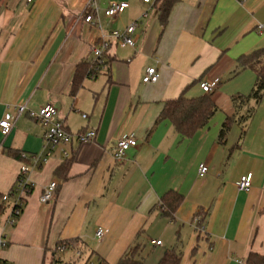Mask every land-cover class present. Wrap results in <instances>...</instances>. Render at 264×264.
<instances>
[{
	"label": "crops",
	"instance_id": "0c3cea01",
	"mask_svg": "<svg viewBox=\"0 0 264 264\" xmlns=\"http://www.w3.org/2000/svg\"><path fill=\"white\" fill-rule=\"evenodd\" d=\"M91 1L100 27L85 21ZM112 2L126 4L116 18L104 13ZM159 13L157 0H0V120L16 114L19 103L32 110L52 103L67 130L97 132L92 142L55 147L31 168L30 190L13 225L8 217L15 202H5L2 264H84L90 255L89 264H117L133 246L142 264H159L175 245L183 252L180 264L264 256V96L259 103L250 97L257 75L238 67L241 56L264 47L258 28L264 0H178L166 25ZM135 21L136 45L112 41L109 65L73 92L77 65L92 59L89 46ZM149 66L158 69L155 83L143 82ZM216 80L211 93L200 86ZM187 87V97L208 95L217 106L209 125L188 138L159 120L165 102ZM229 117L235 121L221 142ZM45 131L22 114L9 135L0 132V192L15 188L21 165L31 163L21 154L43 151ZM126 135L138 144L118 161L113 150ZM201 164L208 167L204 176ZM248 173L252 187L241 191L236 183ZM52 181L55 197L41 203ZM171 190L183 195L173 219L159 209ZM197 217L205 232L196 229ZM70 239H78L76 249L58 250Z\"/></svg>",
	"mask_w": 264,
	"mask_h": 264
},
{
	"label": "built area",
	"instance_id": "2783aa9c",
	"mask_svg": "<svg viewBox=\"0 0 264 264\" xmlns=\"http://www.w3.org/2000/svg\"><path fill=\"white\" fill-rule=\"evenodd\" d=\"M37 0H27L28 3H34ZM242 1V0H239ZM144 2H152V0H144ZM89 10L86 13L85 21L95 26L100 27L98 7L94 1L89 2ZM126 10V4L112 2L109 4L104 13L106 16L111 18H116ZM139 25V21H135L128 25L123 30H113L109 35H101V37L94 43L89 46V52L92 56V59L99 60L102 58L105 52H107L111 46L112 41H118L122 44H126L134 47L135 44V32ZM259 30L264 29V25L260 24L258 26ZM92 78L95 75H91ZM159 80V72L156 66H149L146 68L145 74L143 76V82L145 83H155ZM218 80L214 82L203 81L200 83L201 88L204 92L211 93L213 88L217 85ZM16 114L6 113L4 117L0 120V132L7 136L11 133L16 123L18 117L22 114H27L30 118L36 119L42 124H44L46 131L44 136V147L43 151L39 153H23L21 154L22 158H29L31 163H23L20 167V173L17 179V184L9 193L3 195V202H7L12 197L14 199V206L11 211L10 216L8 217L9 224H15L18 216L21 213V208L23 206V200L27 192L30 190V180L29 174L31 168L41 166L51 155L53 149L59 145H71L74 141L81 144L92 142L96 139L97 132L94 129L79 131L73 133L65 127L63 121L59 118V112L57 107L52 103H47L41 106L37 110L29 109L26 103H19L16 106ZM84 118H87V114H82ZM138 142L134 136H124L117 141V144L113 150V156L116 160L122 161L126 155L127 151L131 147L137 146ZM65 156H69V152L65 151ZM208 172V167L205 164H201L199 167V175L204 176ZM237 187L241 191H249L252 187V174L248 173L241 177V179L236 183ZM58 184L56 181L50 182L43 189V192L40 196L41 203L51 202L57 191ZM200 217L195 219L197 230L205 232V228L202 225H198ZM105 235V231L102 227H99L96 231V236L100 239ZM154 244L161 245V240H154ZM7 240L5 237L0 236V254L2 250L6 247ZM68 247L61 245L58 247V250L65 251ZM0 264L1 261H0ZM238 264H245L243 260H239Z\"/></svg>",
	"mask_w": 264,
	"mask_h": 264
},
{
	"label": "trees",
	"instance_id": "16d2710c",
	"mask_svg": "<svg viewBox=\"0 0 264 264\" xmlns=\"http://www.w3.org/2000/svg\"><path fill=\"white\" fill-rule=\"evenodd\" d=\"M159 3V17L163 25H166L172 7L178 0H157ZM110 63V58L107 52L104 53L99 60L89 59V61H82L77 65L74 80L73 92H76L81 86L85 78L91 77L101 72ZM238 67L241 69H251L257 75V81L250 95L257 103H259L264 96V47L251 52L250 54L243 55L238 59ZM177 98L169 99L165 102L164 108L161 112L159 120L167 119L174 126L175 130L184 137H192L197 130L209 125L212 117L214 116L217 106L208 95L189 98L185 92ZM235 120L231 117L227 118L222 124L219 140L225 142L231 126ZM14 157L20 158V153L11 152ZM68 167V162L63 165L59 170H64ZM4 193L0 192V216L6 210V204L3 202ZM183 201V195L177 191H169L163 195L159 203V209L165 216L173 219L174 213ZM204 219V218H203ZM203 220L198 222L202 225ZM65 245L68 248H77L78 239L66 240L59 242L58 247ZM138 248V247H137ZM136 247H131L127 253L121 258L117 264H142V260L136 258ZM138 253V252H137ZM182 250L178 245L168 249L159 264H180L182 260ZM90 255L84 264H89L91 259ZM245 264H264V256L256 253L250 254ZM99 264H106L102 259Z\"/></svg>",
	"mask_w": 264,
	"mask_h": 264
},
{
	"label": "rangeland",
	"instance_id": "374dc122",
	"mask_svg": "<svg viewBox=\"0 0 264 264\" xmlns=\"http://www.w3.org/2000/svg\"><path fill=\"white\" fill-rule=\"evenodd\" d=\"M12 199L14 200V199H15V197H12Z\"/></svg>",
	"mask_w": 264,
	"mask_h": 264
}]
</instances>
